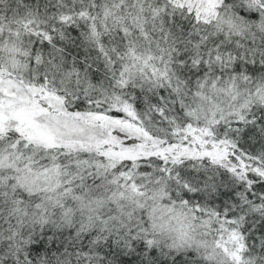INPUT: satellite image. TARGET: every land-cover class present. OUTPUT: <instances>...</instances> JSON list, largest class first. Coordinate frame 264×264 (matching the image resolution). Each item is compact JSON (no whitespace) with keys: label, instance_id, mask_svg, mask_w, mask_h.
<instances>
[{"label":"snow or ice","instance_id":"6c2138e0","mask_svg":"<svg viewBox=\"0 0 264 264\" xmlns=\"http://www.w3.org/2000/svg\"><path fill=\"white\" fill-rule=\"evenodd\" d=\"M0 264H264V0H0Z\"/></svg>","mask_w":264,"mask_h":264}]
</instances>
